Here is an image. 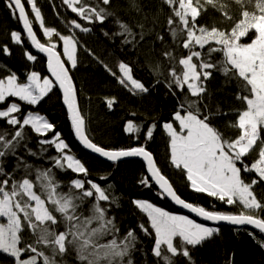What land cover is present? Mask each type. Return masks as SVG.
<instances>
[{"label":"snow or ice","instance_id":"6c2138e0","mask_svg":"<svg viewBox=\"0 0 264 264\" xmlns=\"http://www.w3.org/2000/svg\"><path fill=\"white\" fill-rule=\"evenodd\" d=\"M49 2L70 34L46 24L37 0H4L10 15L22 25V30L10 31V42L23 46L26 40L45 54L50 76L31 71L21 81L8 70L0 78V257L8 264H140L138 257L151 255L154 264H196L193 249L219 235L221 223L237 233L246 232L264 249V239L257 238V234L264 235V190L257 194L264 184V0H160L161 8L151 18L142 0H125L126 8L141 18L137 22L119 15L115 0H59L76 17L67 21L56 11L55 0ZM233 5L238 9L235 14ZM163 6L170 9V15L162 33L156 28ZM209 9L217 19L204 20ZM106 22L116 26L114 31H103L110 40L118 39L134 49L147 44L149 55L158 57L149 64L154 82L164 84L177 101L171 120L161 123L167 133L170 166L185 176L194 192L239 206L238 211L210 210L178 194L148 150L147 142L157 130L155 121L146 127L134 119L126 121L125 133L136 140L143 135V142L136 146L109 148L91 138L71 74L81 48L131 94L150 91L134 76L132 63L119 60L113 70L81 44L77 31L90 33L91 26ZM37 28L46 42L38 37ZM61 44L62 51H58ZM178 49L186 54L178 56ZM0 54L11 56L12 52L8 45H0ZM23 55L30 62L38 59L31 51ZM0 69L7 70V66L0 64ZM214 73L235 86L240 108L213 110L205 103L207 83ZM54 90L61 92L71 128L83 148L114 163L142 158L147 174L139 179L141 186L155 187L160 198L210 223L134 198L130 203L146 223L122 226L116 215L120 197L112 186L89 178V169L56 125L31 110ZM104 103L112 110L117 101L105 97ZM230 114L235 119L223 128L236 130L235 136L226 135L216 123ZM33 142L35 147L30 146ZM142 237L152 238L148 251ZM226 264H233L231 257Z\"/></svg>","mask_w":264,"mask_h":264},{"label":"trees","instance_id":"16d2710c","mask_svg":"<svg viewBox=\"0 0 264 264\" xmlns=\"http://www.w3.org/2000/svg\"><path fill=\"white\" fill-rule=\"evenodd\" d=\"M37 3L44 13L47 25L57 27L62 34H70V30L66 29L65 23L57 18L49 0H37ZM142 3L146 5L145 10L149 11L150 18L161 8L160 0H142ZM55 4L56 11L60 13L63 21L76 18L70 11L62 8L59 0H55ZM114 6L117 13L124 20L129 22L141 20L139 16L126 8L125 0H115ZM232 11L235 14L238 11L237 6L233 5ZM168 15H170V9L163 6L159 12L156 31L164 32ZM210 19H217L216 14L211 9L204 17L205 21ZM91 27L93 30L90 33H79L77 31L81 44L91 49L96 56L113 67V70H115V65L119 60L132 63L134 76L141 79L146 86H150V91L147 94L141 96L131 94L81 48L78 54V65L75 69H71V74L79 90L80 106L88 117L89 135L94 142L109 148L136 146L143 142V135H141L140 140H136L125 133L123 129L126 121L134 119L137 123L144 124L145 127L155 121L157 122V130L154 138L147 142L148 150L153 152L162 172L173 182L178 194L185 200L202 205L210 210L238 211L237 206H228L208 197L206 194L194 192L190 189L185 176L170 166L168 162L167 133L161 127V123L171 120L172 113L177 108V101L169 94V90L164 84H155L154 82L149 64L150 62L155 63L158 57L149 55L147 44L142 43L139 49H134L131 46L122 45L118 39L110 40L103 34V31L116 30V26L112 23L106 22L104 25ZM12 30H22V25L10 15L5 7L4 0H0V45H8L12 52L11 56L0 54V64L7 66V70L0 69V78L7 75L8 70L15 72L21 81H26V77L31 71L40 72L42 76L48 75L46 57L41 53L34 52L26 40L23 46H17L10 42L8 34ZM37 33L42 42L47 41L46 37H42L38 28ZM165 39L167 40L168 37L165 36ZM156 49L159 51V44H156ZM25 50L37 55V61H27L23 55ZM58 51H62V44ZM181 54H186V50L178 49L177 55ZM207 87L208 94L205 97V103L211 109L215 110L216 107H219L222 111H228L241 107L240 103L234 98L235 86L227 85L224 78L218 73L213 74V78L208 81ZM105 97L116 98L117 103L112 110L106 108ZM15 99L19 102L18 98ZM20 103L23 106V102ZM24 108L27 110V106H24ZM31 110L47 116L56 125V130L69 143L72 152L89 169V178L102 185L112 186V191L120 197L121 208L116 212V215L122 226L135 227L138 223H146V218L130 203L134 198L148 199L165 210L180 212L167 198H160L156 194L155 187L149 189L138 183L139 179L147 174L146 166L142 161L139 159H126L115 163L105 161L91 155L79 144L71 128L70 119L67 116V111L62 102V94L59 90H54V93L50 94L40 105L31 106ZM133 113H135V116H133ZM234 119L235 116L230 114L227 117L219 118L216 123L222 131H226V135L235 136L236 130L231 128L225 130L223 128L227 121ZM30 146L35 147V143L33 142ZM250 161L251 157L248 162ZM31 162L39 163L38 160ZM45 166H47V163H45ZM101 176H107L108 180H100ZM251 178L252 176L246 175V179L250 180ZM262 190H264V184L258 187L257 194L260 195ZM220 229L219 235L203 246L193 249L192 255L196 264H226L229 257L232 258L233 264H264V249L258 246L252 236L243 231L237 233L230 226H223ZM257 238L264 239V235L257 234ZM142 239L144 250L148 251L152 246V238L142 237ZM138 258L140 264H144L145 261H147V264H154L151 255ZM0 264H8V261L0 257Z\"/></svg>","mask_w":264,"mask_h":264},{"label":"water","instance_id":"95a60500","mask_svg":"<svg viewBox=\"0 0 264 264\" xmlns=\"http://www.w3.org/2000/svg\"><path fill=\"white\" fill-rule=\"evenodd\" d=\"M33 50H34V52H36V53H38V51L37 50H35L34 48H32ZM39 54V53H38ZM41 54H43V53H41ZM44 56H45V54H43ZM46 57V56H45ZM46 69H47V62H46ZM47 72H48V70H47ZM48 74H49V76H50V73L48 72ZM65 107V106H64ZM65 109H66V107H65ZM80 144V143H79ZM81 145V144H80ZM82 146V145H81ZM85 149V148H84ZM86 150V149H85ZM88 153H90L91 155H93V156H95V157H97V158H99V159H102V160H105V161H108L106 158H102V157H100L98 154H95V153H93V152H91L90 150H86ZM126 159H139L140 161H142L144 164H145V162L142 160V158H124V159H122V160H126ZM121 160V161H122ZM109 162H111V161H109ZM120 162V161H119ZM169 200V202L178 210V211H180V212H182V213H184V214H187V215H190V217H192V218H194V219H196L197 221H199V222H201V223H206V224H209L210 222H207V221H204L202 218H199V217H197V216H195V214H192V213H189L188 212V210H186V209H183L182 207H180L179 205H176L174 202H172L170 199H168ZM187 201V200H186ZM189 202V201H188ZM219 227H223V226H230V227H232L231 225H228V224H226V223H221V224H219L218 225Z\"/></svg>","mask_w":264,"mask_h":264},{"label":"rangeland","instance_id":"374dc122","mask_svg":"<svg viewBox=\"0 0 264 264\" xmlns=\"http://www.w3.org/2000/svg\"><path fill=\"white\" fill-rule=\"evenodd\" d=\"M46 40H47V38H46ZM46 76H49V75H46ZM158 206V205H157ZM238 208H239V206H237ZM166 211H168V210H166ZM171 212V211H170ZM173 213H175V214H182V213H177V212H173ZM185 215V214H184ZM198 222V221H197ZM199 223H201V222H199Z\"/></svg>","mask_w":264,"mask_h":264},{"label":"bare ground","instance_id":"6f19581e","mask_svg":"<svg viewBox=\"0 0 264 264\" xmlns=\"http://www.w3.org/2000/svg\"><path fill=\"white\" fill-rule=\"evenodd\" d=\"M49 75V74H48ZM145 165V164H144ZM146 166V165H145ZM179 213H182V212H179ZM182 214H184V213H182ZM185 215H187V214H185ZM192 218V217H191ZM194 219V218H193ZM199 222V221H198ZM221 228V227H220Z\"/></svg>","mask_w":264,"mask_h":264}]
</instances>
